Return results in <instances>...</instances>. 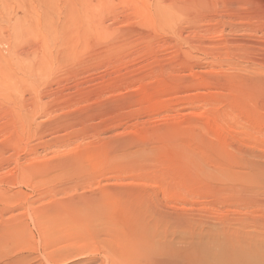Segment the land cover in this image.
I'll list each match as a JSON object with an SVG mask.
<instances>
[{
  "label": "rangeland",
  "instance_id": "1",
  "mask_svg": "<svg viewBox=\"0 0 264 264\" xmlns=\"http://www.w3.org/2000/svg\"><path fill=\"white\" fill-rule=\"evenodd\" d=\"M263 170L264 0H0V232L24 264H110L71 229L134 198L212 251L214 226L264 236Z\"/></svg>",
  "mask_w": 264,
  "mask_h": 264
},
{
  "label": "bare ground",
  "instance_id": "2",
  "mask_svg": "<svg viewBox=\"0 0 264 264\" xmlns=\"http://www.w3.org/2000/svg\"><path fill=\"white\" fill-rule=\"evenodd\" d=\"M238 190L240 189H235V191ZM1 198L3 199L4 197H0V199ZM6 200H8V198H6ZM129 201H130V205H129L128 216L126 219H123V222H117L119 224L115 225V230L114 229L111 230L112 223H110L109 222L110 219H108L111 218L112 215L109 214V212L107 211H103L98 208L95 209L93 208L90 209L88 212H86V215H84L82 218L80 217L81 219L80 218L76 219L77 220V222H75L76 226L73 227V229H71L72 230L71 232H73V234L78 235L79 236L78 238H83L81 239V243L85 241L88 243L92 242L95 245H100L101 243L103 247L105 246V248L102 247V249L105 250V253L108 258L107 260L109 261L110 264H264V236L260 234V235H256L253 238V235H255V233H253L252 231L251 232L247 231L248 222L245 223L243 221L242 223H233V224L229 223L228 225H223L221 227L218 226L212 227L215 229V232L213 234L216 237V238L214 237L215 239L214 241H216L215 244L214 242L212 244L214 245V247L215 246L217 247V250L212 251L213 246L211 247L209 245L210 250L212 248V250L210 251L209 247H207V244L204 243L203 245L202 243H200L201 244L200 245L193 241V239L197 236L195 229L201 228V226H203V223L201 221L196 222L186 216L185 217L179 216L162 211L155 202L149 201L147 199L134 198L133 200H129ZM93 202H95V200ZM73 208L74 207L72 206V210ZM8 211L9 213H11V209ZM9 213L6 212V214ZM62 222L63 220H61L59 223L62 224ZM47 223H49V221ZM120 224H124V225L119 227L118 225ZM52 225H54V223H52ZM49 227L47 226L48 229ZM4 228L5 229L4 230L2 229V231L0 232V264L26 263L25 261H23L22 258L14 257V252L18 245V239L16 237V233L14 232L15 228H13V225L11 224L10 225L8 224V226ZM21 229L22 228H20V230ZM46 232L44 233L45 234L44 236L47 235ZM174 232H180L181 234L187 236L188 240L180 241L177 244L171 242L168 239V235ZM48 234L49 235L47 236L50 237L51 234L50 233ZM55 238H52V240L53 239L55 240ZM21 239L24 240L23 238ZM95 242H100V243L97 244ZM97 247L98 246H96V248ZM66 252L67 250L65 251V253ZM60 255L61 254H57L56 256H50L44 258L42 264H60L68 254L67 255L63 254V256ZM99 261L102 262L104 260L100 259Z\"/></svg>",
  "mask_w": 264,
  "mask_h": 264
}]
</instances>
